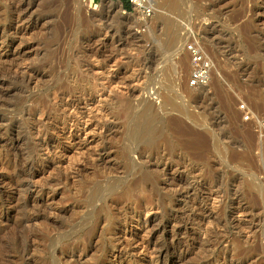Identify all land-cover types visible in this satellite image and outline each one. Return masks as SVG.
I'll use <instances>...</instances> for the list:
<instances>
[{
  "label": "rangeland",
  "instance_id": "obj_1",
  "mask_svg": "<svg viewBox=\"0 0 264 264\" xmlns=\"http://www.w3.org/2000/svg\"><path fill=\"white\" fill-rule=\"evenodd\" d=\"M150 1L0 0V264H264V0Z\"/></svg>",
  "mask_w": 264,
  "mask_h": 264
},
{
  "label": "built area",
  "instance_id": "obj_2",
  "mask_svg": "<svg viewBox=\"0 0 264 264\" xmlns=\"http://www.w3.org/2000/svg\"><path fill=\"white\" fill-rule=\"evenodd\" d=\"M119 4H122L124 0H116ZM129 6V11H126L122 5L121 8L126 11L127 14L137 12L143 19H149L154 13L153 5L150 0H125ZM185 53L189 59V77L188 87L191 89H203L205 88L212 77L214 71V64L209 54L204 50L199 39L191 34L188 43L185 45ZM241 109H246L244 106ZM244 121H254L258 132L264 137V120L254 117L247 111H244Z\"/></svg>",
  "mask_w": 264,
  "mask_h": 264
},
{
  "label": "bare ground",
  "instance_id": "obj_3",
  "mask_svg": "<svg viewBox=\"0 0 264 264\" xmlns=\"http://www.w3.org/2000/svg\"><path fill=\"white\" fill-rule=\"evenodd\" d=\"M95 8H91V10H94ZM27 26V25H26ZM29 27V26H28ZM22 29V28H21ZM24 29H26V28H24ZM23 29V30H24ZM14 30H15V28H14ZM30 30V29H29ZM8 32H9V30H8ZM136 39V38H135ZM12 41V40H11ZM14 42V41H13ZM184 47V46H183ZM179 48H182V47H179ZM179 48L177 49V53H178V50H179ZM176 53V54H177ZM174 54V53H173ZM175 54V55H176ZM179 54V53H178ZM174 56V55H173ZM183 61V60H182ZM180 66H184V65H182V62L180 63ZM179 67V64H178V66H177V68ZM12 69V68H11ZM10 69V70H11ZM13 71H14V73L12 72V74H13V78H16V79H18L20 82H22L23 84H25V86H29V85H31L33 82H34V80L36 79V77L39 75V73H38V71H36L34 68H29V67H25V68H22V69H13ZM11 74V73H10ZM9 74V75H10ZM8 75V76H9ZM12 76V75H11ZM10 77V76H9ZM13 78H12V82H13ZM2 79H4V78H2ZM7 79H9L8 77H7ZM6 80V79H5ZM17 80V82L19 83V81ZM1 81H3V80H1ZM10 81V80H9ZM15 81V80H14ZM215 81V80H214ZM8 82V81H7ZM216 83V82H215ZM5 84V82H1L0 83V87H2L3 85ZM7 85V84H6ZM6 87V86H5ZM7 88V87H6ZM4 89V88H3ZM1 91H2V88L0 89ZM9 90V89H8ZM7 90V91H8ZM156 91V90H155ZM155 91H153L154 93H155ZM3 92V91H2ZM152 92V93H153ZM113 93V92H112ZM207 93V92H206ZM1 94H3V93H1ZM113 94H117L116 92L115 93H113ZM157 94H158V92H157ZM162 94V93H161ZM4 95H5V93H4ZM114 95V96H115ZM119 95V94H118ZM153 95V94H152ZM4 97V96H3ZM152 97V96H151ZM2 98V97H1ZM163 99V98H162ZM161 99V100H162ZM147 100L149 101L150 100V97L149 98H147ZM4 101V100H3ZM2 103V102H1ZM6 104V103H5ZM1 105H3V104H1ZM0 105V106H1ZM5 106V105H4ZM8 106V105H7ZM1 108H3V106L1 107ZM12 108V107H11ZM26 108V107H25ZM4 109V108H3ZM7 109V108H6ZM27 109V108H26ZM30 109V108H29ZM19 113V112H18ZM23 113H24V115L25 116H30V117H33L34 118V115L27 109V110H23ZM20 115V114H19ZM29 117V118H30ZM14 119H16V118H14ZM21 119V118H20ZM23 119H24V117H23ZM19 121V120H18ZM35 122V121H34ZM39 123H41V122H39ZM41 131V130H40ZM37 133H39L38 131H36ZM43 133H45V132H43ZM43 133H40L41 135H45V134H43ZM36 134V133H35ZM37 135V134H36ZM39 135V134H38ZM37 135V136H38ZM41 135H39V136H41ZM37 136H35V139H36V137ZM46 137V136H42V138H40L41 139V144L42 145H46V142H45V139L44 138ZM16 138V137H15ZM198 138H199V136H198ZM19 139V138H18ZM13 140H15V139H13ZM16 141V140H15ZM36 141V140H35ZM40 141V140H39ZM39 141H38V143H39ZM200 141L202 142V140H201V138H200ZM191 142V141H190ZM191 143H199L200 145H201V143L200 142H191ZM194 146V145H193ZM199 146V145H198ZM9 147V146H8ZM14 147V146H13ZM44 146H41V148H43ZM195 147H196V145H195ZM17 149L15 150V152L17 151L18 152V154L16 155V156H19V155H22V152L20 151V149H19V147H16ZM44 149H46L45 147H44ZM10 150V149H9ZM43 150V149H42ZM24 152V151H23ZM44 153H45V150H44ZM3 154V153H2ZM11 154V153H10ZM25 154H26V152H25ZM46 155V154H45ZM23 156V155H22ZM6 157V156H5ZM14 157V156H13ZM10 158V157H9ZM15 158V157H14ZM22 158V157H21ZM16 160V159H15ZM9 161V160H8ZM12 161H14L13 160V158H12ZM23 161H25V160H23ZM15 162V161H14ZM19 162V161H18ZM13 163V162H12ZM18 165V164H17ZM24 165H25V163H24ZM9 166V165H8ZM13 167V166H12ZM18 167V166H17ZM15 168H16V166H15ZM15 168H11L12 170L13 169H15ZM11 170V171H12ZM12 175V174H11ZM12 176H14V175H12ZM14 178V177H13ZM34 178V177H33ZM16 179V178H15ZM26 180V179H25ZM19 181V180H18ZM21 181H22V179H21ZM23 182V181H22ZM33 182V181H32ZM18 184V183H17ZM21 184V183H20ZM24 184L25 183H23V186H24ZM32 184H34V183H32ZM36 185V184H35ZM41 185V184H40ZM8 186V185H7ZM43 186V185H42ZM41 186V187H42ZM10 187V186H9ZM19 187V186H18ZM29 187V186H28ZM36 187V186H35ZM35 187H34V189H35ZM44 187V186H43ZM45 188V187H44ZM37 189V188H36ZM35 189V190H36ZM40 190V189H39ZM37 192H38V190H36ZM33 192V191H32ZM39 194V193H38ZM29 195V194H28ZM20 202V201H19ZM4 204V203H3ZM15 204V203H14ZM10 205V204H9ZM34 205H35V203H34ZM12 205H10L8 208H10ZM16 206V205H15ZM27 206V205H26ZM5 207V206H4ZM29 207V206H28ZM2 209V208H1ZM7 209V208H6ZM16 209V208H15ZM2 212V211H1ZM1 216V215H0ZM1 219V218H0ZM29 219H31V218H29ZM29 219H27V220H29ZM35 219V218H34ZM37 220V219H36ZM35 220V221H36ZM1 222V221H0ZM3 222V221H2ZM2 222H1V225H3L2 224ZM20 222V221H19ZM28 222H30V221H28ZM31 222H33V221H31ZM30 222V223H31ZM30 223H28V224H26V223H24V224H26L25 226L26 227H28L29 228V224ZM6 225V224H5ZM4 226V225H3ZM30 227H31V225H30ZM1 228H2V226H1ZM27 229V228H26ZM31 229V228H30ZM31 232V231H30ZM29 232V233H30ZM173 249V248H172ZM144 250H146L145 249V246H144ZM143 250V251H144ZM165 252V251H164ZM175 252V251H174ZM159 253V252H158ZM168 253V252H167ZM164 254V253H163ZM154 255H156L157 256V261H156V263L158 262V263H163L164 261V256H162V254L161 255H157V253L156 254H154ZM165 255V254H164ZM174 255V254H173ZM177 256V255H176ZM168 257V256H167ZM153 258V257H152ZM152 258H151V260H152ZM154 259V258H153ZM167 260V259H166ZM170 260V259H169ZM179 262V257H177L176 259H175V261H174V264L175 263H178ZM153 263V262H152ZM165 263V262H164Z\"/></svg>",
  "mask_w": 264,
  "mask_h": 264
},
{
  "label": "crops",
  "instance_id": "obj_4",
  "mask_svg": "<svg viewBox=\"0 0 264 264\" xmlns=\"http://www.w3.org/2000/svg\"><path fill=\"white\" fill-rule=\"evenodd\" d=\"M121 5H122L123 8H124V6L126 5V6H128V8L130 9L129 4H128L126 1H123Z\"/></svg>",
  "mask_w": 264,
  "mask_h": 264
},
{
  "label": "trees",
  "instance_id": "obj_5",
  "mask_svg": "<svg viewBox=\"0 0 264 264\" xmlns=\"http://www.w3.org/2000/svg\"><path fill=\"white\" fill-rule=\"evenodd\" d=\"M124 9L126 10V11H129V8H128V6H124Z\"/></svg>",
  "mask_w": 264,
  "mask_h": 264
}]
</instances>
